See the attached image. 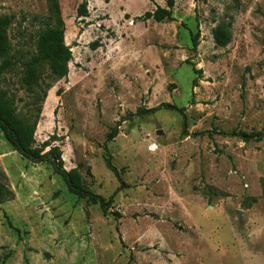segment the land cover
<instances>
[{
    "label": "rangeland",
    "instance_id": "374dc122",
    "mask_svg": "<svg viewBox=\"0 0 264 264\" xmlns=\"http://www.w3.org/2000/svg\"><path fill=\"white\" fill-rule=\"evenodd\" d=\"M59 2L72 60L65 78L44 72L37 144L58 146L67 170L115 198L107 214L87 204L0 129L15 194L0 205V264H264V138L239 135L264 128V0H175L162 23L145 15L167 0H88L85 18L82 0ZM0 16L24 59L53 24L47 0H0ZM219 25L232 32L224 47ZM23 75L18 65L0 88L26 117ZM166 104L185 107V124Z\"/></svg>",
    "mask_w": 264,
    "mask_h": 264
},
{
    "label": "trees",
    "instance_id": "16d2710c",
    "mask_svg": "<svg viewBox=\"0 0 264 264\" xmlns=\"http://www.w3.org/2000/svg\"><path fill=\"white\" fill-rule=\"evenodd\" d=\"M47 2L53 24L40 32L37 52L28 59H24L22 55H15L13 52V45L8 35L12 17L0 16V80L6 73L21 65L24 73L22 85L32 96L29 105L34 107V113L26 117L21 116L15 104L14 96L9 94L7 90L0 88V129L15 151L34 163H52L55 172L64 179L71 193L80 198H85L89 205L99 203L103 212L107 214L108 206L113 203L115 197L112 196L106 200L103 196L94 193L85 184L79 167L67 170L62 150L58 146H52L50 150L46 151L50 144H37L35 134L42 115V105L47 98L48 90L52 87L50 83H46L44 72L48 71L54 81L65 78L69 74V62L72 60L71 48L65 42L66 25L60 2L59 0H47ZM167 5V7L157 5L156 10L146 12L145 17L147 19L153 18L159 23L174 21L175 0H167ZM89 14L88 0H82L77 8V16L85 18ZM214 39L219 46L228 45L232 39L229 25H219L214 30ZM192 42L194 48H197L199 45L198 34L192 35ZM195 72L200 74L202 70L195 68ZM197 79L198 77L194 79V86H196ZM44 84H46L45 87ZM166 106L180 111L184 116L185 124V107L179 108L173 104H166ZM116 135V130L110 132L108 141L113 140ZM239 135L244 141L250 139L261 141L264 138V128L258 132H240ZM107 162L110 168L120 176V172L111 162V157H107ZM7 178L5 172L0 173V205L13 200L15 196Z\"/></svg>",
    "mask_w": 264,
    "mask_h": 264
},
{
    "label": "crops",
    "instance_id": "0c3cea01",
    "mask_svg": "<svg viewBox=\"0 0 264 264\" xmlns=\"http://www.w3.org/2000/svg\"><path fill=\"white\" fill-rule=\"evenodd\" d=\"M131 18V17H130Z\"/></svg>",
    "mask_w": 264,
    "mask_h": 264
}]
</instances>
